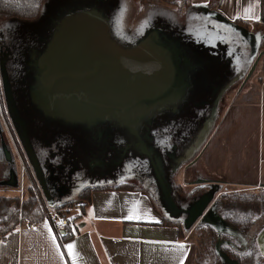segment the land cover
Here are the masks:
<instances>
[{
  "label": "water",
  "instance_id": "95a60500",
  "mask_svg": "<svg viewBox=\"0 0 264 264\" xmlns=\"http://www.w3.org/2000/svg\"><path fill=\"white\" fill-rule=\"evenodd\" d=\"M88 1L65 9L62 19H53L43 28L36 27L43 41L26 65L22 78L18 79L19 87L14 88L12 68L0 56L11 118L39 185L48 204L57 206L46 188L45 173L30 136L38 118L68 126L90 120L93 126L98 124V129L104 126L105 119L119 120L127 135L123 142L132 147V142L135 146L142 144L149 150L152 174L141 171L139 177L163 175L161 181L157 180L165 202L163 207L165 211L170 208L174 216H181L184 212L175 208L170 198L169 181L206 141L217 120L222 96L241 79L243 67L259 51L260 39L239 25L219 20L217 25H199L206 29V45L196 51L179 37L160 33L166 41L173 42L168 41V51L160 55L156 42L151 40L150 44L148 35L138 44L115 39L118 36L111 18L116 19L117 13L111 10L118 7L112 0ZM234 33L245 42L233 38ZM248 43L251 56L245 61L242 48ZM166 56L174 63L172 68L160 65L164 64L161 57ZM262 56L263 52L246 81ZM152 61L156 64H151ZM173 76H182L185 82L183 87L175 89L174 99L168 91ZM28 112L32 118L26 114ZM158 125L170 128L161 131L168 136L160 142L159 149L155 148L152 136V130ZM216 193L217 189H212L186 211V228L202 221L212 222L209 209Z\"/></svg>",
  "mask_w": 264,
  "mask_h": 264
},
{
  "label": "rangeland",
  "instance_id": "374dc122",
  "mask_svg": "<svg viewBox=\"0 0 264 264\" xmlns=\"http://www.w3.org/2000/svg\"><path fill=\"white\" fill-rule=\"evenodd\" d=\"M124 1L128 5L125 7L121 4L123 8H116L119 12L116 19L111 18L114 32L117 33L116 36L123 37L125 35V38L117 37L116 40L127 44H138L143 36L148 35L147 38L150 39V44H152L151 40L156 42L157 52H160V55L168 51L166 45L170 41H166V37L160 34L162 32L175 38L179 37L182 42L192 45L191 49H194L193 51L206 45V29L203 26L180 20L177 15L179 8L168 1L148 0L147 3L143 2V4L140 0ZM82 2H85V0H55L50 4L48 2L44 9L45 15L42 17V26L53 20L49 16L52 9L55 13L61 12V6L74 7L77 4H83ZM144 3L146 4L144 5ZM47 15L49 18L45 22ZM37 23L0 19V56L4 60L6 59L12 68V77L15 78H12L14 88L18 85V79L22 78L26 65L32 60L36 48L43 41L40 30L36 28ZM245 29L256 33L257 40L260 39L258 30H255L252 26ZM231 36L241 40V37L235 33ZM243 41L241 40L242 43ZM242 49L244 50L243 58L246 61L251 56V44H246V47ZM260 53H262V48L252 61L249 58L248 64L243 67V76L229 88L220 102L217 120L205 141L206 152L201 157L200 152H197L189 161L183 162L172 176V180L169 181L170 198L173 199L175 208L184 210L188 208V203L192 206L196 202V200L191 201V199L179 195L176 191V187L179 186L183 187L189 194L195 188V185L202 182L216 185L222 179L224 180V186H241L258 181L260 167L257 156V137L263 121L257 111L260 98L259 85L256 79L264 75V54L250 79L246 81V77ZM161 59L164 64L160 65H168L169 68L174 66V63H170L171 60L168 56L161 57ZM234 61L236 60L233 59ZM152 62L151 64H156L154 61ZM184 83L182 76L172 77L168 86V91L172 92L169 94L172 99L177 95L175 89H180L184 86ZM26 114L29 118H32L31 112ZM53 122L38 118L37 123L32 122L34 127L31 129L30 136L33 139L36 153L41 160L47 181L46 188L54 203L58 205L75 198L85 187L101 183L100 180L108 175L123 176L127 174L129 177L124 179L127 180L124 181L125 183L134 184L138 188H142L143 191L148 192L156 204L165 210L163 207L165 202L159 181H157H161L163 175L158 177L156 174L154 178L144 176L143 179L139 177L141 171L152 174L150 172L152 160L150 159L149 150L142 144L141 146H135L132 142L134 145L132 147L123 142L124 136L127 137V135L122 122L105 119V124L101 129L96 127L98 124L93 126L90 120L84 124L71 126L64 125L59 121ZM5 146L11 151L5 130L0 122V196L18 195L19 198L26 199V189L33 185L40 192L44 206L46 198L43 190L39 187L35 172L32 171L33 168L31 169L26 165L25 170L22 172V167L14 157L11 160L5 159L3 155ZM101 159H104V161ZM94 164L98 165L94 166ZM227 170H230V172L226 173ZM13 179H15L14 183H11ZM117 184H109V186L113 187ZM260 184L264 185V179L260 180ZM212 189L216 190L217 188H208V191ZM217 197L218 195L215 194V199ZM22 203L23 199L20 202L19 220ZM54 207L57 208V206ZM167 212L171 213L170 208ZM186 217L183 214L173 218L181 222L186 233H191L190 239L195 244L196 258V243L201 229L198 226L199 224H196L191 230L186 228ZM260 242L264 249V231L260 235ZM193 264H195V259Z\"/></svg>",
  "mask_w": 264,
  "mask_h": 264
},
{
  "label": "crops",
  "instance_id": "0c3cea01",
  "mask_svg": "<svg viewBox=\"0 0 264 264\" xmlns=\"http://www.w3.org/2000/svg\"><path fill=\"white\" fill-rule=\"evenodd\" d=\"M53 1L55 0H48L45 3L41 16L34 21L38 22L41 28L45 26H42L45 6ZM190 1L191 6L187 11L188 23L217 25L220 21L229 23L240 21L249 24L259 33L262 32V38L264 36V0H218L214 9L208 7L212 0ZM113 2L117 4V9L123 8L121 4L125 7L128 5L124 0H113ZM69 8L71 7L61 6V12L56 13L52 9L49 16L54 20L62 19L65 9ZM117 9L114 12L118 14ZM49 16L45 17V22ZM262 52L264 54V50ZM256 80L260 98L257 111L263 121L257 137V156L260 167L258 181L250 185L224 186V180L220 179L216 185L208 183L210 188H217L221 192H257L264 189V185L260 184V180L264 179V75ZM164 128L170 130L167 126L159 125L152 130L155 148L159 149L160 142L168 136L161 132ZM167 143H169L168 139ZM204 145L205 142L198 150L200 157L207 150ZM11 153L8 147L3 148L5 159L11 160L13 158ZM229 172L230 170L226 171V173ZM128 177L127 174L123 176L111 174L100 180L101 183L93 186L121 183L127 181L124 179ZM14 180L11 183H14ZM85 211L88 219L81 225L80 234L76 237L70 234L66 240L60 239L54 226L45 220L36 229L20 230L18 227L0 243V264H73V258L67 252L68 245H74L75 264L194 263L196 249L190 239L191 233H186L183 229L184 236L180 238L177 227L161 226L160 224L166 218L174 220V215L161 209L148 192H94ZM193 228L194 226L190 230ZM59 233L67 234L65 230H59ZM180 245L184 247L181 249Z\"/></svg>",
  "mask_w": 264,
  "mask_h": 264
},
{
  "label": "trees",
  "instance_id": "16d2710c",
  "mask_svg": "<svg viewBox=\"0 0 264 264\" xmlns=\"http://www.w3.org/2000/svg\"><path fill=\"white\" fill-rule=\"evenodd\" d=\"M47 1L0 0V19L34 22L41 16ZM166 1L179 8L177 15L180 20L186 22L191 1ZM140 2L143 4V2L147 3L148 0H140ZM217 2L218 0H212L208 7L214 9ZM234 24L244 28L250 27L249 24L240 21ZM253 34L256 35V33ZM259 34L260 51L261 48L264 50V38H262V32ZM98 191H143V189L125 182L113 187L109 185L88 186L80 191L75 198L64 201L57 207L82 203L83 207L86 208L91 202L92 194ZM176 191L191 201H198L209 192L208 185L202 183H198L189 194L181 186L176 187ZM217 193L219 195L214 199L209 209L212 222L202 221L198 225L201 233L196 243L195 264H264L257 245V237L264 229V189L257 192H221L217 189ZM26 194L27 198H23L22 211L20 212L22 222L42 223L45 220V213L40 192L31 185L26 189ZM19 211L20 198L18 195L0 196V243L20 226ZM160 225L177 227L180 238H183L184 232L180 221L166 218ZM55 229L60 239L69 238V232L66 231L67 234L62 235L57 228Z\"/></svg>",
  "mask_w": 264,
  "mask_h": 264
},
{
  "label": "built area",
  "instance_id": "2783aa9c",
  "mask_svg": "<svg viewBox=\"0 0 264 264\" xmlns=\"http://www.w3.org/2000/svg\"><path fill=\"white\" fill-rule=\"evenodd\" d=\"M0 122L5 130V134L8 138L9 145L13 157L18 161L22 167V172L25 170V166H29L32 169L29 158L26 154L24 146L17 133L13 120L11 118L10 109L8 107L4 84L2 79L1 67H0ZM33 171V170H32ZM40 187V186H39ZM41 188V187H40ZM22 199L23 197L21 198ZM44 213L45 221L51 223L58 230H65L69 232L73 237H76L81 232V225L86 223L88 219L85 208L82 204H73L62 207L50 206L47 200H44ZM40 223L22 222V216H20L19 229H36Z\"/></svg>",
  "mask_w": 264,
  "mask_h": 264
},
{
  "label": "flooded vegetation",
  "instance_id": "af4514ba",
  "mask_svg": "<svg viewBox=\"0 0 264 264\" xmlns=\"http://www.w3.org/2000/svg\"><path fill=\"white\" fill-rule=\"evenodd\" d=\"M114 54V56H116V54H115V52H113ZM195 186H197V185H195ZM86 188V187H85ZM208 188H210V187H208ZM217 195H219V193H216ZM187 207L188 208H186V209H184V210H182L184 213L183 214H185L186 216H187V214H186V211L187 210H189L190 208L189 207H191L190 206V204L188 203V205H187ZM180 211H181V209H179ZM183 214H181V215H183ZM187 218V217H186ZM185 223H186V221H185ZM200 222H198L197 224H199ZM196 225H194V227H195ZM264 231V229L259 233V235H258V237H257V245H258V248H259V250H260V252H261V254H262V258H263V261H264V249L262 248V245H261V242H260V235H261V233Z\"/></svg>",
  "mask_w": 264,
  "mask_h": 264
},
{
  "label": "snow or ice",
  "instance_id": "6c2138e0",
  "mask_svg": "<svg viewBox=\"0 0 264 264\" xmlns=\"http://www.w3.org/2000/svg\"><path fill=\"white\" fill-rule=\"evenodd\" d=\"M53 241L55 242V237L54 236H53ZM179 247L182 249L184 246L180 245ZM57 249L59 250V246H57ZM67 252H68V255L73 258V264H75L74 245H68L67 246Z\"/></svg>",
  "mask_w": 264,
  "mask_h": 264
}]
</instances>
